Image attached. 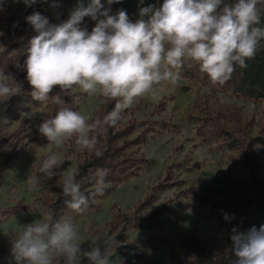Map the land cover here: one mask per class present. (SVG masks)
Wrapping results in <instances>:
<instances>
[{
  "label": "rangeland",
  "instance_id": "1",
  "mask_svg": "<svg viewBox=\"0 0 264 264\" xmlns=\"http://www.w3.org/2000/svg\"><path fill=\"white\" fill-rule=\"evenodd\" d=\"M78 6L37 0L26 7L22 0H6L0 10V71L13 82L27 74L24 61L37 33L15 35L16 25L33 12L61 23ZM95 23L85 17L80 27L91 32ZM67 94L77 111L93 120L106 115L111 103L77 86ZM10 99L22 106L17 115L0 118V254L15 264L8 233L55 213L51 202L61 189L58 176L33 189L27 177L38 172L48 151L64 158L61 170L79 166L89 153L74 141L56 148L40 134L38 125L51 116L52 103L34 105L18 93ZM122 115L115 131L130 126L126 139L133 142L117 170L129 173L132 166L136 174L108 182L109 192L85 214L65 210L57 219H75L84 249L106 235L116 236L119 246L111 264H169L172 253L177 258L185 253L182 244L193 234L212 243V258L229 256L232 229L237 228L231 224L238 217L217 204L264 200V145L254 142L264 139V99L236 92L228 81L213 85L198 65L186 64L178 86H167L162 99L138 98Z\"/></svg>",
  "mask_w": 264,
  "mask_h": 264
},
{
  "label": "clouds",
  "instance_id": "2",
  "mask_svg": "<svg viewBox=\"0 0 264 264\" xmlns=\"http://www.w3.org/2000/svg\"><path fill=\"white\" fill-rule=\"evenodd\" d=\"M6 0H0V10ZM20 2V0H13ZM26 7L37 0H22ZM119 0H107L110 6ZM163 0L160 7L140 9L151 13L147 20L132 22L123 10L115 15L101 0L74 8L67 20L51 24L39 12L26 17L37 35L29 41L24 66L32 87L31 97L57 105L53 116L38 125L41 135L63 148L74 141L82 151L103 156L98 137L116 127L122 114L138 98L159 100L167 86H178L184 66L198 65L213 85L223 87L235 66L247 67L264 40V28L255 27L264 13V0ZM85 17L96 21L91 32L80 27ZM69 93L74 86L89 96L115 101V107L95 120L67 106L54 87ZM19 87L0 71V101L16 94ZM64 158L55 151L44 154L38 172L27 177L29 189L59 177L58 186L69 209L86 213L90 198L103 196L108 170L97 168L91 191L81 190L79 166L61 170ZM225 219L228 216L225 215ZM10 254L15 264H111L116 236L106 235L89 249L72 217L57 219L53 212L11 231ZM231 264H264V225L248 231L232 229Z\"/></svg>",
  "mask_w": 264,
  "mask_h": 264
},
{
  "label": "trees",
  "instance_id": "3",
  "mask_svg": "<svg viewBox=\"0 0 264 264\" xmlns=\"http://www.w3.org/2000/svg\"><path fill=\"white\" fill-rule=\"evenodd\" d=\"M68 3L83 5L87 7L90 3V0H64ZM236 0H222V5L228 4L232 5ZM101 3L105 5V8L110 7V14L115 15L118 11L123 10L127 13L129 19L133 22H136L139 19L147 20L151 13L145 16L140 15V9L145 7H152L153 9L158 8L162 5L163 0H119V2H114L112 5L107 4V0H101ZM49 19V18H48ZM51 24H59L55 19H49ZM258 28H264V13L260 16V22L255 25ZM15 35H29L32 32H35L34 29H30V25L27 21H24L16 27H14ZM247 67L241 68L235 66V71L232 74V78L228 83L232 86V89L236 92L242 93L248 97L263 98L264 99V40L260 42L258 49L251 59H246L245 61ZM27 74L25 77H21L19 80L16 79L14 82L18 87L19 95L27 97L28 100L34 105H40L42 103L35 101L31 97L32 87L27 80ZM51 96L59 95L63 99L67 106L77 110V106L73 104L71 100V94L61 92L59 86L54 87L53 91L49 94ZM51 105V100L47 102ZM22 105L15 103L14 99L8 98L7 101H0V118L3 115H17L18 108ZM57 105L52 103L51 106V116L55 114L57 110ZM115 107V101L111 100L109 105H106V114L110 112ZM123 120V115L121 121L118 123L120 125ZM109 128L105 133V140L102 137L100 140V147L103 151V156L96 157L94 154H88L85 157L84 161L79 164L80 175L77 178L81 184V190L85 193L91 191L94 181L91 180V176L95 169L104 168L108 170V176L106 178V183L110 181H118L122 179V176L135 175V169L130 166L132 169L129 173H126L123 167H120L121 170H117L120 166V160H125L126 158V149H128L133 141H127L126 137L129 135L127 129L115 131L116 128ZM131 133V132H130ZM104 135V134H103ZM0 139H1V128H0ZM254 142H259L264 145V139L254 138ZM121 143V144H120ZM119 165V166H118ZM140 165L138 169L141 167ZM109 192V188H106L104 195ZM101 197V196H98ZM98 197L90 198L88 209L94 208V200ZM67 198L63 196L62 189H59L57 198L53 200L50 207L55 211L54 215L58 218L63 214L65 210H71L67 207L65 200ZM217 206L224 209L226 213H234L238 217L235 221L232 222L233 227H237L241 230L248 231L252 227L259 229L261 225H264V200H253L249 203H244L241 201H224V203H218ZM185 253L180 257H175V253L171 254V259L169 264H231V260H234L235 257L223 256L218 259H214L210 256V250L212 243L200 235L193 234L188 237L182 244ZM129 256V255H128ZM0 264H11L9 263L4 255L0 254Z\"/></svg>",
  "mask_w": 264,
  "mask_h": 264
}]
</instances>
